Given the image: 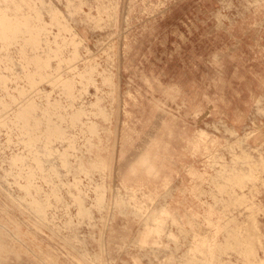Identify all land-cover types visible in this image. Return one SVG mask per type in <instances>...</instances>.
<instances>
[{"label": "rangeland", "instance_id": "rangeland-1", "mask_svg": "<svg viewBox=\"0 0 264 264\" xmlns=\"http://www.w3.org/2000/svg\"><path fill=\"white\" fill-rule=\"evenodd\" d=\"M0 185V264H264V0H0Z\"/></svg>", "mask_w": 264, "mask_h": 264}, {"label": "bare ground", "instance_id": "bare-ground-1", "mask_svg": "<svg viewBox=\"0 0 264 264\" xmlns=\"http://www.w3.org/2000/svg\"><path fill=\"white\" fill-rule=\"evenodd\" d=\"M53 10V9H52ZM55 10V9H54ZM55 13H56V15H55ZM113 15V14H112ZM54 16H55V18H57V19H60L61 18V14L59 13V11L58 12H54ZM53 16V17H54ZM33 25V24H32ZM41 26H43V25H41ZM36 27V26H35ZM48 30V29H47ZM53 35V34H52ZM72 64V63H71ZM72 67V66H71ZM4 75V74H3ZM61 80V79H60ZM72 84V83H71ZM4 90V89H3ZM19 156V155H18ZM22 169V168H21ZM77 185V184H76ZM101 187V186H100ZM100 187L98 188V190H97V201L99 202V203H102L103 201H104V199H105V194H104V192L100 189ZM0 188L2 189V190H4V192L6 193V195L8 196V199L14 204V205H16V206H18L22 211H27L26 210V207L24 206V204H25V199H23V198H21V197H18V196H16L13 192H12V190L10 189V188H8V187H6L5 185H0ZM102 188V187H101ZM32 195V194H31ZM54 195V194H53ZM119 195V194H118ZM48 196V195H47ZM135 196V194L133 195V197ZM36 199V198H35ZM39 202V201H38ZM113 203L114 204H124L125 203V201H124V198H121V197H117L115 194H114V197H113ZM103 204V203H102ZM154 209V208H153ZM84 209H82L81 211H83ZM155 211V210H154ZM154 215V213H151V215ZM32 215V214H31ZM31 218H34L36 221H37V225H41V226H43L44 228H47V226H46V224H45V222H42L41 220H39V219H37L36 217H34V215H32V217ZM154 219H156V216H154L153 217ZM9 221H11L10 219H9ZM248 224V223H247ZM246 223H244L243 225H242V230H244L245 229V227H246V225H247ZM21 225V224H20ZM18 226V225H17ZM23 226V225H22ZM9 227V226H8ZM21 227V226H20ZM22 228V227H21ZM50 229V228H49ZM13 232V231H12ZM230 234V233H229ZM232 235V234H231ZM9 237V236H8ZM27 237V236H26ZM34 237V236H33ZM30 239H32V238H30ZM36 239V238H35ZM19 240V239H18ZM103 241V240H102ZM20 243V242H19ZM102 243V242H101ZM12 244V243H11ZM32 245V244H31ZM34 246V245H33ZM221 246V245H220ZM21 247V246H20ZM16 248V247H15ZM14 248V249H15ZM103 248V247H102ZM23 250V249H22ZM45 250V249H44ZM101 251H103V250H101ZM23 253H24V251H22ZM44 252V251H43ZM48 252H49V250H48ZM103 253V252H102ZM41 254V253H40ZM78 255V257H79V259L82 261V262H84V263H86V264H94V262H93V259H95V258H93V257H91V255H90V253L89 252H83V253H78L77 254ZM47 257V256H46ZM53 257V256H52ZM54 258V257H53ZM93 258V259H92ZM50 259V258H49ZM44 261V260H43ZM57 261V260H56ZM264 262V261H263ZM255 264H258L257 262H254Z\"/></svg>", "mask_w": 264, "mask_h": 264}, {"label": "crops", "instance_id": "crops-1", "mask_svg": "<svg viewBox=\"0 0 264 264\" xmlns=\"http://www.w3.org/2000/svg\"><path fill=\"white\" fill-rule=\"evenodd\" d=\"M143 240L145 239V238H142ZM147 245V244H146Z\"/></svg>", "mask_w": 264, "mask_h": 264}]
</instances>
